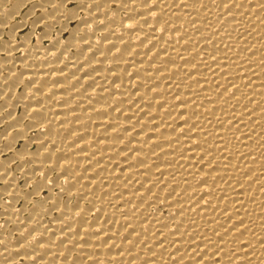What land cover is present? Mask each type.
<instances>
[{"label":"bare ground","instance_id":"1","mask_svg":"<svg viewBox=\"0 0 264 264\" xmlns=\"http://www.w3.org/2000/svg\"><path fill=\"white\" fill-rule=\"evenodd\" d=\"M0 264H264V0H0Z\"/></svg>","mask_w":264,"mask_h":264}]
</instances>
